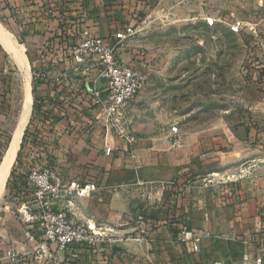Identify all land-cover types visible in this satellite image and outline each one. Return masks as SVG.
<instances>
[{
    "label": "crops",
    "instance_id": "0c3cea01",
    "mask_svg": "<svg viewBox=\"0 0 264 264\" xmlns=\"http://www.w3.org/2000/svg\"><path fill=\"white\" fill-rule=\"evenodd\" d=\"M162 1L0 0V13L22 41L24 50L35 58L32 81L35 78L40 99L48 103L51 94L55 96L57 90L61 91V87L53 84L52 78L71 65V58L62 42L66 32L74 35L81 28H87L93 35H114L124 26L145 24L162 6ZM187 2L197 7L202 0H186L182 6ZM151 5L158 7L149 10L152 13L147 17H138ZM139 37L137 35L134 39ZM131 38L125 39L118 47V57L123 62L148 66L151 71L152 59L144 60L143 51L129 47V42L134 40ZM62 94L64 99L60 106L64 110L56 115L72 121L80 117L89 120L90 116L84 112L88 105L82 93L68 89ZM52 100L57 104L56 99ZM138 100L135 97L127 110L137 143L129 146L117 140L110 155L104 153L99 124L89 126L86 131L57 133L61 144L53 150L56 171L66 181L93 182L103 188L89 196L70 200L62 198L55 207L64 209L74 223L101 227L119 237L126 234L139 237L143 228L147 237L142 240L120 238L114 244L91 250L76 248L72 252H62L61 257L68 264H101L102 261L128 260L130 253L141 252L146 261L173 264L172 261H188L185 259L188 250L194 255L195 260L192 261H197L196 264H208L207 261L216 259L215 255L212 259L207 256L214 254L217 241L223 243L221 237L233 235L237 238L238 252L234 256L225 252L224 257L232 261H251L256 246L254 239L261 236L264 221V116L256 120L257 124L251 115L244 117L242 121L245 124L233 126L225 116L210 120L205 127L191 125L184 130L178 128L183 146L175 147L168 140L172 133L168 136L169 131L159 132L153 117L136 113L135 102ZM257 104L264 105V98ZM153 121L156 126H153ZM65 124L64 119L60 120L57 128ZM203 169L213 175L202 179ZM220 179L225 182L220 187L226 196L224 204L216 190ZM170 181L175 182V186L163 190L162 199L155 204L152 197L157 187L154 188L152 183ZM137 182L142 184L137 185ZM159 208L167 212L164 220L152 212ZM204 211L210 215L207 222L202 217ZM15 215L9 206L0 212V264H13L5 257L6 250L14 248L26 252L30 247L26 242L27 230ZM138 218L143 220L142 226L137 224ZM173 221H179L180 225L194 232L209 230L212 237L203 239L201 251L193 253L188 242L173 240ZM171 247L175 255L170 253L173 252ZM31 264L38 263L33 261Z\"/></svg>",
    "mask_w": 264,
    "mask_h": 264
},
{
    "label": "rangeland",
    "instance_id": "374dc122",
    "mask_svg": "<svg viewBox=\"0 0 264 264\" xmlns=\"http://www.w3.org/2000/svg\"><path fill=\"white\" fill-rule=\"evenodd\" d=\"M184 2L186 0H179L177 3L163 0L159 9L158 5H151L138 15L141 18L147 17L152 13L149 10L157 8L152 18L135 27V33L130 38L134 39L137 35L140 37L128 45L134 51H143V59L151 58L153 62L145 87L137 95L139 100L135 102L136 113L153 117L159 132L169 131L168 136L171 135L172 126L181 130L191 125L205 127L210 120L225 116L233 122V126L245 124L242 120L251 115L257 124L256 120L259 121L264 116V105L257 104L264 98V0H202L197 7L188 3L189 1L182 6ZM205 16L212 17L214 24L208 25L203 20ZM235 21L241 23L237 32L230 28V24ZM0 27L14 37L23 51L20 39L11 26L7 25L1 13ZM23 53L29 64L32 96L28 125L33 109L32 77L35 76L36 60L26 50ZM72 73L73 79L76 78L77 81L92 78L81 71ZM24 83L25 75L0 45V162L13 131L20 124L25 100ZM154 121L152 124L156 126ZM18 145L16 167L21 170L25 182L16 183L15 175L9 176L0 197V212L5 206H9L15 216L20 218L21 226L26 231L28 227L22 215L33 206V189H27V179L56 169L46 163V150L43 147L22 139ZM50 146L52 147L49 145V148ZM209 174L213 175L203 169L201 178ZM222 181L224 179L216 183V190L224 204L226 196L220 187L225 182ZM71 198L77 197H65L68 200ZM162 210L159 208L152 212L164 220L167 212ZM173 223L177 227L180 222ZM171 231L172 238L177 236L175 229ZM177 237L173 240L179 242ZM228 237H221L224 239L223 243L217 241L214 254L207 256L212 259L215 255L216 259L207 261L208 264H255L253 259L232 261L225 258V252L232 256L238 252L237 238L233 235ZM171 251L175 255L173 247ZM185 255L188 261H172L173 264L197 263L192 261L195 257L188 250ZM127 258L128 260L122 261H102L101 264H162L160 261H146V256L141 252L130 253Z\"/></svg>",
    "mask_w": 264,
    "mask_h": 264
},
{
    "label": "built area",
    "instance_id": "2783aa9c",
    "mask_svg": "<svg viewBox=\"0 0 264 264\" xmlns=\"http://www.w3.org/2000/svg\"><path fill=\"white\" fill-rule=\"evenodd\" d=\"M203 20L208 25L214 24V19L210 16H205ZM230 28L232 31H239L240 21L231 23ZM134 33L135 27L132 26H124L114 35L106 37L93 35L87 28H81L74 35L66 32L62 42L71 58V65L52 78L54 85L71 87L74 92H80L85 96L83 99L88 107L84 112L90 116L86 122L89 126L100 125L105 155L111 154L117 140H122L129 146L138 141L133 134L127 110L131 101L145 87L150 68L123 62L118 57V47ZM76 71H81L92 78L77 81L72 77V72ZM170 131L172 145L183 146L177 126H172ZM132 157L135 155L132 154ZM141 184L137 182V185ZM152 184L154 188L157 187L153 196L155 203L162 199L163 190L175 186L173 181ZM102 188L93 182L66 181L64 176L54 169L40 173L37 177L28 178L27 189H33V206L23 213L22 218L27 223L26 242L30 247L26 252L10 248L6 250L5 257L13 264H31L33 261L38 264H68L61 257L62 252H72L76 248L91 250L114 244L120 238L126 240L146 238L147 233L143 228L139 237L130 234L119 237L101 227L74 223L64 209L55 207L57 201L62 198L89 196ZM202 217L204 221H209V212L204 211ZM137 224L142 226L143 220L138 218ZM260 231L261 236L254 239L256 246L252 259L255 264H264V225H261ZM178 236L180 241L188 242L191 251L197 254L201 251L202 240L211 238L212 233L209 230L194 232L182 226Z\"/></svg>",
    "mask_w": 264,
    "mask_h": 264
},
{
    "label": "trees",
    "instance_id": "16d2710c",
    "mask_svg": "<svg viewBox=\"0 0 264 264\" xmlns=\"http://www.w3.org/2000/svg\"><path fill=\"white\" fill-rule=\"evenodd\" d=\"M20 43H22V41H20ZM35 84H36V81L34 78L32 81V95H33L32 116H31V120L29 124L27 125L24 131L22 140L30 141L33 144L43 147L46 150V154H45L46 163L48 165L53 166V159H54L53 150L58 148L59 145L61 144V140H60L61 138L58 136L59 134L57 135V133L67 132L68 134H71L73 130H76L77 132H81L84 130L86 131L89 129V125L81 117L77 121H72L70 118L60 116V114L59 116L55 114L57 112H63L64 109L60 106V104L62 103L64 99L62 93L64 91H67L68 89L71 92H74L71 87L59 86L58 88L61 87L60 88L61 91L57 90V94L55 96L51 94L48 99V104H47V103H43V101L40 99L39 94L37 93ZM82 98L83 97H80V99ZM52 99H56L57 104H53ZM63 119L66 121V124L63 127L58 129L57 125L59 124V121ZM44 138H46V140H44ZM49 145H52V147L50 146L49 148ZM17 164H18V156L16 157V160L13 162L9 176L15 175L16 183H24L25 181L23 180L24 178L22 177V172L18 167H16ZM263 224H264V221L262 222V225ZM181 227L182 225L179 224L177 225V227L175 226L174 228L177 232V236L180 233ZM177 236H174V238ZM177 239L180 240V237L178 236Z\"/></svg>",
    "mask_w": 264,
    "mask_h": 264
},
{
    "label": "bare ground",
    "instance_id": "6f19581e",
    "mask_svg": "<svg viewBox=\"0 0 264 264\" xmlns=\"http://www.w3.org/2000/svg\"><path fill=\"white\" fill-rule=\"evenodd\" d=\"M0 44L9 55V57L14 61V63L18 66L20 71L25 75V83L23 85V89L25 90V100L23 101V109L21 114L20 124L13 134L11 135V139L13 142V148L8 153V155L4 156V168L0 170V197L2 195L5 183L9 177V173L11 171L12 162L15 158V154L17 152L18 144L23 132V129L27 123L30 110H31V90L29 85V64L24 56L22 51V47L16 42L14 37L5 29L0 27ZM5 154V152H4ZM3 154V155H4Z\"/></svg>",
    "mask_w": 264,
    "mask_h": 264
},
{
    "label": "water",
    "instance_id": "95a60500",
    "mask_svg": "<svg viewBox=\"0 0 264 264\" xmlns=\"http://www.w3.org/2000/svg\"><path fill=\"white\" fill-rule=\"evenodd\" d=\"M28 121H29V119H28ZM28 121H27V123H28ZM27 123H26V125H27ZM26 125H25V127H24V129H23V132H22V136H21V139H22V137H23V134H24V130H25V128H26ZM21 139H20V142H21ZM20 142H19V144H20ZM12 148H13V142H12V139L10 138V141H9V143H8V146H7V148H6V151H5V154L3 155V157H2V159H1V162H0V170L2 169V168H4V156L5 155H8V153L12 150ZM18 149H19V145H18V148H17V151H18ZM16 156H17V153H16ZM16 156H15V159H16ZM15 159H14V161H15ZM11 172V171H10ZM9 175H10V173H9Z\"/></svg>",
    "mask_w": 264,
    "mask_h": 264
}]
</instances>
